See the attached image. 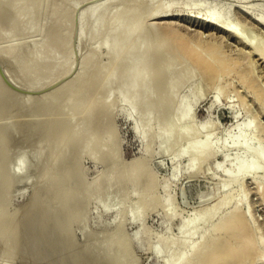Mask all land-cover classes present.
Wrapping results in <instances>:
<instances>
[{
	"label": "rangeland",
	"instance_id": "374dc122",
	"mask_svg": "<svg viewBox=\"0 0 264 264\" xmlns=\"http://www.w3.org/2000/svg\"><path fill=\"white\" fill-rule=\"evenodd\" d=\"M40 1L43 4H50L54 2L56 6L55 8L58 12H62L66 7V0ZM118 1L119 0L71 1V3L69 4L70 6L66 7L65 13L63 15V17L68 19V25L65 30L66 37H68L66 48H63L64 45H62V41H58L56 43L48 44L49 51L41 52L43 53L41 54L42 56H47L49 57L48 59H52L51 57L54 53H60L65 50V52L68 54L69 61L66 65L59 63H57V65L55 63L46 64L43 72L45 77H47L48 79L46 78L42 83H40L39 85H35L30 89L29 86H25V81H22L23 78L19 76L20 74H18L17 69L18 64L15 61L14 57L15 55H28L30 53V46L28 45L29 41L34 43L36 41V38H39V35H37V32L27 33L25 31L26 33L23 32V34L27 35L23 36V34L20 35L22 32L21 30L14 32L15 34H12V37L14 38L17 36L16 40L14 38H11V35L8 36L7 39V34L9 35L10 31L8 29L7 33L8 27L6 26L7 28H5L3 27L4 25L0 23V30L3 27L2 31L0 32V45L2 44V48L0 46V49L2 50V52H0V83L5 85L6 89L8 88L7 91H10L9 93L7 92L9 97L16 94L18 98H15L16 95L14 97L12 96L10 99H13V101H8V105L6 107H10V105L11 107L13 106V108L11 109L15 112L22 106L21 108H23V111L25 112V106L28 111L25 112L24 116V112L21 111L22 109H19V112H23L22 117L18 116L21 115V112L19 113L17 111L18 113L16 112V114L18 115L16 116L14 112H11L12 110L9 112L11 114L13 113V115L11 116H9V113H7V116L6 113L0 115V123L2 125L4 122H6L5 124H7V121L8 124H12L15 118H17L18 120L16 119V123L14 122V124L22 125L15 126L13 124L17 130L18 128H20V130H15V132L13 130V133H11L12 135L16 133V136L20 133V136H17L19 139L15 138V134L12 136L10 133V136H6V139H8H5L6 141L10 140L6 142V144L8 143L6 145L8 147L7 150L9 149L7 151L8 156L10 155L9 157H16H14V159H11L12 157H8L9 159L0 158L1 162L3 161L2 165H0V196H2L3 188L9 185L8 196L11 197L8 202H5L6 200L4 196L0 197V230L8 226L11 228V230L13 229V231H15L14 229H16L17 231L18 229L19 231L21 230L20 234H18L19 231H15V234H8L10 237L17 239L16 241H14V239L13 242L12 238L10 239L13 244L9 241L10 237L8 235H6V237H0V259H2L3 262L1 263L0 260V264H5L6 260L7 262H10H6V264H12V262L16 264H26L25 262H27V264H50V261L51 263L54 262L56 264H73L74 262L77 264H86L85 262L87 259L89 261H87V264H93V262L95 261H97V263L99 262L100 264H108V259H105L104 262L100 260L103 257L107 258L106 254L123 256L125 264H168L170 260H174L181 252H188L190 250V244L195 241H200L202 237V228L196 231L193 235L189 234L191 224L188 225L187 231H183V217L190 216L191 213L194 215L197 209L199 210L201 209V207L203 208L206 205H210L211 203L216 202L219 199L220 194L222 193L226 196H231L232 200L221 209L220 213L215 215L213 219L207 223L206 226H209L208 231L210 232L211 236L216 237L218 240H220L223 236L222 231L214 229L213 223L219 220L220 214L227 210H231V208L234 206V203L236 201H239L240 212H245V214L247 213L250 218L248 228L246 229L248 232L244 233V236L247 233H252V236L256 238L258 245L255 248L256 250L254 249L256 251H254L255 253L253 252L249 255L248 253H245L246 255L244 254V257H242L240 260H236L233 261V263L231 262L228 264H264V163H261V167L257 170L256 173L246 175L240 180H230V172H234L236 168L234 159H244L246 163H248L254 158L252 155V151L244 147L242 145L243 143L250 142L252 150H257L264 153V59L260 57V55H258V53H256V51H254L253 48L250 47V45L244 43V40H238L237 37L233 36V34L228 32L227 30L224 29V31L222 28H217V26L202 23L203 20L209 17L208 9L214 8L220 12V15L224 19H227V16L229 15V18L232 20V22L236 21V23H239V25L243 27L246 33L250 32L251 35L254 34L253 36L257 37L261 45L264 46V0H174V4L172 5L170 10V15L164 17L147 18L145 23L146 31L140 36V39L146 38L147 36L153 37L152 34L149 33V28L153 25L156 31H158L157 33L160 37L161 32L159 29H162L163 25L167 23L173 25L175 23L174 25L184 33L180 34L191 37V39L195 40L198 47L203 50H206L209 46L208 42L210 43V45H213V42L216 41L215 43L220 45V49L222 50V55L225 58L226 64L224 65V67L218 64L219 66L216 71L208 72L205 71L199 64L192 62V60L185 57L183 59V61H185L180 64L181 69H179L180 71L187 70L188 72H190V74L192 73V76L183 85H181L179 89H177L178 91H176V99H178L176 100V102L178 103L176 108L172 111H169L170 109L168 110L165 107L161 112H157L151 122L150 130L146 132L144 137H141L135 131L134 124L135 122L147 123L149 119L148 113L143 110L138 111L130 109L128 101L121 95L115 94V111L113 116L110 118L104 116L106 112L105 102L108 96L105 90L103 92L97 93V89H103V81L106 78L107 71L101 72L96 77V80L89 86L87 91L80 98H77L74 101L75 104H86L91 102L97 96L100 102H102V104L97 109L93 110V112L96 117H103H101L99 121L95 120L92 122V127L94 128L92 129L93 131L97 133L99 132L100 134H103L108 138L107 149L110 151L111 155L110 153L107 154L108 157L104 153L103 154L105 156H103V154H99L98 156L96 155L97 157L92 155H85L83 159L82 169L80 170H82L83 177L85 178H83L84 181H93V179L98 176L100 178L102 177L103 179H98V185L93 186L89 191L91 197L89 199H85L83 204L78 205V208H76L75 212H73L75 221L68 228V232H70L71 238H69V235L61 236L65 238L64 241L69 238V240L65 241L66 243L63 241V238H61L56 232V235H54L55 233L53 234L52 226V229L50 228V231L47 227L48 233H46L47 228L44 227L45 231L43 230V228L42 231L46 234H38L37 230L39 229L40 231L41 229L39 228V226H41V224L45 223L44 221L47 220L42 218L45 214L41 210L35 209V211H32L30 209L29 211V207L33 209V207L31 206V202L33 201L32 199H34L33 195H37L35 193H38L39 188H41L40 190L45 192V190L52 187L50 186L51 183L49 181L44 179H42V181L40 180L44 177H42V174L47 172V174L51 173L54 175H61L64 167L67 165L70 168V171L68 173L70 178L74 181H80L79 174L81 173V171H79L78 167L75 164V159L72 157L62 158L60 161H54L52 160V158H48L49 155H51L50 152H52V150H55V152H57L59 149L58 147H55L54 149V147L52 146V140L48 141L51 143L50 147L45 144L46 142H42V139L44 138L43 121L45 122L46 116H41V118L39 114L37 116L36 114L40 112V105L42 106L44 103H46V101H48V98L46 99L45 97H48L50 95V92L51 95H53V90L54 94L59 93L60 91H62V88L65 87V85L72 84V87H75L80 84L79 74L83 71V60L85 56L93 54L96 55V61L91 66L93 72L98 71V68L108 63V48L105 45H98L96 39H92L91 37H89L90 33L88 32V26L85 34H81L82 24L84 21L82 12L89 6L96 7L94 13L90 17V20L88 22L89 24L96 21L99 18L100 14L106 8L114 7ZM153 7V2L149 0H143L135 18L143 14L147 9ZM46 14H48V12ZM17 19L18 24H22L20 18ZM61 19L62 18L56 20L55 25H58L61 22ZM131 19L132 18H130V20ZM186 32L190 34H186ZM31 33H34L36 35L32 37L33 34ZM110 37H114V35ZM5 38L8 40V42L5 41ZM9 38H11L12 41H9ZM214 39L217 40L214 41ZM24 40L28 42V46L26 45V42H24L25 44L23 43L20 50H16L15 52L11 51L17 42L22 43V41ZM211 41H213V44H211ZM5 42H7V44ZM11 42H13L14 44L12 43V45ZM5 44L7 45V47ZM164 44L169 49L174 50L172 42L166 40ZM24 45L26 46L24 47ZM150 55L151 53L149 54V56ZM171 55L175 56L178 54L177 52H172ZM124 69L125 67L122 66L120 69H118L117 73L122 74V72H124ZM150 70L153 74L157 71L156 67H152L150 68ZM148 83L155 90L153 103L156 104L158 103L162 95L160 92L162 91V84L158 81V79H151ZM145 85L146 84H143V86L141 87L138 98L136 99V102L138 103L142 101V93ZM58 86L60 87L59 89ZM110 86L113 91L116 90V88L119 86V81L111 82ZM55 88L60 91L57 92ZM198 88L200 89V93L196 92ZM46 94L48 95L46 96ZM22 95L24 96V98L22 97ZM40 97L43 98V100ZM26 98H30V100L28 99L26 101L28 105H26L25 102ZM19 99L20 101H17ZM30 101L34 104L37 101L35 104V106H37L34 107H38V110L34 109V104H29ZM43 101L44 103L40 104ZM15 103H18V105ZM23 103L25 104L22 105ZM30 106H32L33 108L31 109ZM14 107H16V110L14 109ZM34 110H37L36 114H34ZM31 113L33 114L31 115ZM77 115L80 116L78 117ZM77 115L75 119L81 120L83 115ZM8 117H13V119L11 118L12 122L11 119H8ZM1 118H4V120ZM37 118L41 119L38 120ZM162 118H166L168 121L177 123V128L175 129V132H177V134L180 132L182 127L189 126L192 133L199 131L198 139H204L207 136L210 137L218 153L212 154L210 157H208L204 164L202 163L205 168L204 171L203 169L194 166L192 155L183 153L184 149H186L192 142L196 141L195 139L193 140L191 136H186L178 144H174L171 141L161 144V141L159 137L156 136V134L162 127L160 126V119ZM19 119L21 120V123L24 120L23 122H26L25 124H27L28 126L21 123L18 124L20 122ZM34 119L35 121H37L35 122ZM40 120L42 121V123H40ZM29 121H31L34 125L40 123V126H38L39 124L37 126H34ZM208 121L210 122V124L206 129L204 128V124ZM234 122H241L240 124H243V130L238 131L239 128L229 130L228 127ZM13 125L11 126L13 129H15ZM42 128L43 133H41ZM22 129L23 131H21ZM30 129L36 130V135H39V133H41L39 137L43 136L41 137L42 139L40 138V140L39 137L38 139H36L37 137H35V132L33 134V130L31 132ZM24 130H27L28 133L30 131L35 140L34 138L30 137L31 134H28L27 131ZM23 132L27 135H22L21 133ZM234 137L239 138V143L241 145L233 143ZM13 138L15 142L13 141ZM39 140L41 143H38ZM148 143L150 144L149 149L147 148ZM37 144L40 146L37 147ZM9 151H11L12 154ZM115 151H121L122 157L120 156L119 159L116 158V160L112 158V160L116 161L114 165L112 163L113 161L109 157H114ZM46 153L50 154L46 155ZM18 156L21 157V159L24 158L25 161L26 159L28 161V163L25 162V164L27 163L28 165H26L27 167L24 168L28 170H25L26 172L24 171L25 174L21 172L22 175L24 174L26 178H23L24 180H22L21 177L24 176L18 174L16 175L17 178L15 176L12 177V181L10 184L8 182L6 184V180H9V163L11 160H17ZM102 156L104 157V161L101 158ZM105 157L110 160L108 161L109 164L108 162L106 163L107 158L105 161ZM135 157L146 158L147 161L146 165L144 164V167L146 166L145 172L132 176V170H130L131 167H129L131 164H128V161L130 160L131 162ZM19 159L20 158H18V160ZM222 159H224V162L221 169L217 168L218 162ZM122 160L125 161L123 162ZM119 162H121L122 164L126 162L127 164H125L128 167L126 165L122 166V164ZM111 163L112 165H114L112 170V167L110 166ZM106 170H108V172ZM105 171L106 174L104 173ZM104 175L106 176L103 177ZM19 176H21L20 178L22 181H20ZM111 178L119 179L120 181L114 187H111L113 183L112 180H114ZM22 182L24 184H21ZM228 182L229 185L222 186V189L219 188V184H225ZM37 184H40L39 186L41 187H38ZM18 185L19 188L17 187ZM10 188L14 191H11L13 194H10ZM17 188L20 191H18ZM112 188L115 191L112 190ZM142 188L147 189L146 201H143L139 198L138 190ZM40 190L39 192L42 193V191ZM76 192L78 191L76 190ZM52 196L49 195L48 197L47 195V197L44 199L46 201H43L44 206H46L44 203L46 202L47 204H49L48 202L50 200L51 203L55 202V199H53L55 197ZM122 198L124 201L123 205L126 209H131L133 205L142 206V208L145 210V212H143L144 217L142 220L133 218L126 210V214L124 217H121V215H119L121 213L119 202H121ZM168 202H171L172 205L176 208V211L178 212H176V215L167 213V210L165 209L163 204ZM28 203L30 206H27ZM106 203L110 204L108 205ZM18 211L21 218L24 217H22V215L26 214L29 216L34 215L31 217V221H33L32 223H38V225H36V227H38L36 228L30 220H28L29 223H27V219H30L28 218L29 216L27 218H23L27 225L25 222L23 223V220L22 222H20V225H23V228L22 226L18 227L19 224H17V222L15 223L9 221L12 213L15 212L14 214L19 215ZM30 212L35 213L31 214ZM36 212H42L43 214H39L43 216L39 214L38 216ZM7 216L10 217L8 218ZM35 218H40V221L39 219H37L38 221H35ZM41 218L43 222H41ZM28 224H31V227L34 225V228L32 227L33 229L30 228L33 231H31L30 229V231L28 230V228L30 227ZM35 228L36 231L34 232ZM26 230H28V234H30V236L32 235V237H29V235L22 232H26ZM42 231L40 232L42 233ZM34 234H38L36 235V238H34H38V241L31 240L33 236L35 237ZM17 235L23 240L18 241L19 238H17ZM20 235H24L27 237H21ZM86 235L88 238L86 237ZM52 236H56V238L54 237L52 239ZM244 236L238 238L237 241L240 242L245 238ZM41 237L43 239H41ZM45 237H47V239H45ZM48 237L53 241V243ZM28 238H30V241H35L34 245H32L34 246V248L30 245L32 249L31 252V249H29L30 247H26L29 246L27 244H32L30 243V241L28 242ZM24 239L27 240L24 241ZM39 239L42 242H40ZM57 239L58 242L56 243ZM61 239L63 242L59 241ZM86 239H92V241H87ZM43 240H46V242H44ZM70 240H72L71 245L69 244ZM60 242H62L63 244H59V248L57 251L59 255H57L55 254L56 252H54V250L56 249L55 247L58 246L57 244ZM87 242H89L88 245H90L88 249H86ZM16 243L18 245L20 243L21 245L25 243V248L27 250L25 248H22L21 245L16 246ZM45 243L48 245H46L47 248H45ZM6 244L9 245L10 250L12 249L11 254L14 253L13 255L8 256V254H10V250L6 246ZM68 245H70V247ZM60 246L63 247L62 249L67 250H63V252L66 254L61 251L62 249L60 248ZM17 247H21L22 250L19 248L21 252ZM49 247L53 250L54 254H52L53 252ZM71 247H77L75 248L77 255L78 253L82 252V249L80 247H84V249L91 251H87L86 256H89L91 253L93 254V256L91 254L90 257L87 256L86 258V251L83 249L84 252L82 253H84L83 255L85 257H82V253H80V255L76 256V258L78 257V259H80L81 261L79 263V260L77 259L78 262H76V258L73 256L76 253L73 252L74 254L71 255V251L73 250ZM16 248L20 253L18 256H16L18 254V252L15 251ZM24 249L30 254L29 258L27 257L28 254L26 255V253H23L25 252ZM34 249L35 251H33ZM36 249H38V251L40 252H38ZM46 249L49 251L51 250V253ZM77 249L79 250V252ZM93 249L99 251H97V256H99V258L101 257V255H105L99 259L95 255L96 251ZM68 250H71L69 252L70 254L68 253ZM6 251L8 252V254ZM42 251H44V254ZM2 252H4V257H1L3 256ZM32 252L33 255L36 253V258L38 257L37 260L39 259V256H41L42 258L40 257L41 259L36 261V258L33 259L34 256L31 255ZM46 252L52 255L50 256L48 253L46 254ZM60 252L62 253L60 254ZM67 253L69 254L68 256L72 259L74 257V262L71 261L72 259L70 260L69 257H67L69 262L65 260L66 256H63V254L67 255ZM99 253L101 255H99ZM21 254H23L24 257L20 258V256H22ZM14 255L15 257H13ZM44 255L47 257V259L49 258V261H47V259L45 258L46 262L42 263L41 261H45ZM48 255L52 257L54 261ZM62 256L65 259H63ZM9 257L11 258L9 259ZM56 257H58V263L56 261ZM95 257L97 258V260H93ZM22 258H24L25 260ZM15 259H17L18 261ZM59 259H63L64 263L61 260L59 261ZM82 259L84 261H82ZM90 259H92V261ZM98 260H100L101 262ZM65 261H67L68 263H66ZM70 261L73 263H71ZM97 263L95 262V264Z\"/></svg>",
	"mask_w": 264,
	"mask_h": 264
},
{
	"label": "bare ground",
	"instance_id": "6f19581e",
	"mask_svg": "<svg viewBox=\"0 0 264 264\" xmlns=\"http://www.w3.org/2000/svg\"><path fill=\"white\" fill-rule=\"evenodd\" d=\"M71 1H74V0H66V7L70 6L69 4L71 3ZM149 1L154 3V7L147 9L143 14H141L140 16H138L136 18H135V16L137 15L138 9H139L140 5L142 4L143 0H119L114 7L106 8L100 14L99 18L96 21L91 22L89 24H88V22L90 20V17L94 13L96 7L95 6H89L85 10H83L82 14L84 17V19H83L84 21L82 24L81 34L82 35L85 34V32L87 30V26H88V32L90 33L89 37H91L92 39H96V42L98 43V45H105L108 48V51H109L108 63L105 64L104 66L98 68V71L93 72L91 66L96 61L95 60L96 55L93 54V55L85 56L84 60H83V64H84L83 71L79 74L80 84L78 86L72 87V84H68V85H65V87H63L64 89L62 88V91L57 90L55 88V90H57V92L58 91H60V92L54 94V90H53L52 91L53 95H51V92H50L49 93L50 95L48 97H45L46 99L48 98V101H46V103H44V101L46 100L45 99L43 102L40 103V104H42V103H44V104L42 106L40 105L41 109H39L40 110V112L38 111L39 113H37L38 107L35 108L37 106V105L35 106L37 101L34 104L33 103L34 101L31 99L33 102L30 101V103H29L30 105L34 104L33 105V107L35 106L34 109H37L36 111L34 110L35 113L33 112L34 114L37 113L36 116L38 114L40 115V117L44 116V115L46 116V118L44 117L46 119L45 122L43 121L44 138L43 139L41 138L43 136L39 137V135L41 133H43V128H42V132L40 131L41 133H39V135H36V130L32 129L33 134L35 132V135H36V136L35 135L34 136L37 137L36 139H38V137H39V139L41 138L42 142L43 141L46 142L45 144H47L48 147H50V145H51V143L48 141L52 140L53 141L52 146L54 147V149H55V147H58V149H59L58 150L56 148L58 150L57 152H55V150H52V152L53 151L54 152L53 153L50 152L51 155H49L50 153L49 154L46 153V155H49L48 158H52V160H54V161H60L62 158L72 157L75 159V164L78 167L79 171H81V173L79 174L80 181L79 180L74 181L70 178V176L68 175L70 168L67 165L64 167L61 175H54L51 173L47 174V172L42 174V177L43 176L44 177L41 178L40 180L42 181V179H44V180L49 181L51 183L50 186H52V187L49 186L50 188L48 187L49 189L45 190V192H43L42 190H40L41 188H39V190L42 191V193H40L38 190V193H35L37 195H33L34 199H32L33 201L31 202V206L33 207V209L31 207H29V211H30V209L32 211L33 210L35 211V209H38V210H41L45 214L44 215L45 218H44L43 215L39 214L42 212H39V213H37L38 211L36 212L37 215L39 214V215L43 216L42 217L43 219L47 220V221H44L45 223H43V224H41V226H39V228H41L40 231H42V228L44 230V227H46V228L48 227L49 231H50V228L52 226L53 234L56 232L60 237L63 235H65V236L69 235V238H71L70 232H68V228L75 221V219H74L75 216L73 215V212H75L76 208H78V205L83 204L85 199H89L91 197L89 191L91 190V188L93 186L98 185V183H99L98 182L99 181L98 179L100 178L99 176L96 177L95 179H93V181H90V180H89V182L84 181L85 178L83 177L82 170H80V169H82L83 159H84L85 155H89V156H91V155L96 156L97 155L98 156L99 154L102 155L104 153L108 157L107 154L110 153V151L107 149L108 138L105 137L103 134H100L99 132L97 133V132L93 131L94 128L92 127L93 121H95V120L99 121V119H101V117H103V116H97L96 117V115L93 112V110L97 109L102 104V102H100V100L97 96L91 102L86 103V104H79V103L75 104L74 100H76L77 98H80L87 91L89 86L96 80V77L101 72L107 71L106 78L103 81L104 82V84L102 86L103 89L102 88L97 89V91H98L97 93L103 92L105 90V92L107 93V96H108L106 99V102H105L106 112H105L104 116L108 117V118L113 116L114 111H115L114 110L115 109L114 108L115 107L114 106L115 105V94L121 95L122 97H124L128 101V103L130 105V107H129L130 109L138 110V111L143 110L146 113H148L149 119H148L147 123L135 122V124H134L135 131L141 137H144L146 132H148L150 130L151 122L154 119V115L157 112H159V111L161 112L165 107L168 110L170 109L169 111H172L176 108L177 103H178V102H176V100L178 99V98L176 99V97H177L176 91H178L177 89H179V87L181 85H183L192 76V73L190 74V72H188L187 70L186 71L185 70L180 71V69H181L180 64H182L185 61V60L183 61V59L185 57L192 60V62L199 64L205 71H208V72L216 71L218 66H219L218 64L222 65V67H224V65L226 64L225 58L222 55V50L220 49V45L215 43L216 42L215 40H217V39H214L215 42L211 41V44L214 43L213 45H210V43L208 42L209 46L208 47L205 46V47H207V49L203 50L200 47H198L195 40L191 39V37L182 35L184 33L181 32L174 25L175 23L173 24L174 27L172 24H169V23L163 25L162 29H159L161 32L160 37L157 33L158 31H156V29L153 25L149 28L150 29L149 33H151L153 37L147 36L146 38L140 39V36L146 31L145 23H146L147 18H149V17H164V16L170 15L171 14V12H170L171 7L174 4V0H165V1L149 0ZM55 7L56 6H55L54 2L50 3V4H43V3H41L40 0H0V23L4 25L3 27H5V28L8 27L7 33H8V29L10 31L9 35L7 34V39H8V36H10V35H11V38H14V37H12L13 36L12 34H15L14 32L21 31V30H22V32L20 35H22L23 32H25V31L27 33H30V32L36 33L37 32L38 33L37 35H39V38H36V41L34 43L29 41V43H31V44H29L25 40L22 41V43L15 41V42H17L15 44V46L12 48V50L10 48V50L12 52H15L16 50H20L22 48V45L24 42H26V45L28 43V45L30 46V53L28 55H26V56L15 55V57H14L15 61L18 64L17 65L18 74H20L19 76H21L23 78L22 81H25V83H26L25 86L26 85L29 86V89L35 85H39L40 83H42L47 78V77H45L44 72H43V69H44L46 64L55 63L57 65V63H59V64L66 65L67 62L69 61L68 60V58H69L68 54L65 52L64 49H63L64 51H62L60 53H54L51 57L52 59H48L49 57L41 55V54H43L41 52L49 51V48H48L49 43H56L58 41H62L61 43H62V45H64L63 48H66V46H67V42H68L67 38L68 37H66L65 30H66V27L68 25V19L63 17L65 10H66V7H65V10L63 9L62 12H58ZM47 12H48V14H46ZM208 12H209L208 13L209 17L206 18L205 20H203L202 23L214 25V26H217V28L219 27V28H222L223 30L224 29L227 30L228 32L233 34V36L237 37L238 40L239 39H241L242 41L244 40L245 41L244 43H247V45H250V47H252L253 50L256 51V53H258V55H260V57H262L264 59V46L261 45V43L257 37L253 36L254 34L251 35L250 32L246 33L244 31L243 27L239 25V23H236V21L232 22V20L229 18L230 16L228 14H227L228 15L227 19H224L220 15V12L214 8H209ZM17 18H20L22 24H18ZM59 18H62L61 22L58 25H55L56 20H58ZM130 18H132V19L130 20ZM186 19H188V18H186ZM3 27L1 28L0 32L2 31ZM34 33H31V34H33L32 37H34V35H36ZM180 33H182V34H180ZM18 34H19V32H18ZM186 34H190V33L186 32ZM24 35H27V34H23V36ZM113 35H114V37H110ZM14 36H16V35H14ZM11 38H9V41L10 40L12 41ZM16 38H17V36L14 39L16 40ZM7 39L5 38V41L8 42ZM31 40H34V39H31ZM166 40L172 42L175 51L172 49H169L168 47L165 46L164 43ZM7 42H5V43L7 44ZM12 43L13 42H11V44ZM26 45H24V47ZM6 47H7V45H6ZM1 48H2V46H1ZM8 48H9V46H8ZM0 52H2V50ZM172 52L173 53L177 52L178 55L172 56L171 55ZM150 53H151V55L149 56ZM122 66L125 67L124 72H122V74H118L117 73L118 69H120ZM152 67H156V69H157V71L154 74L150 70V68H152ZM222 67H220V68H222ZM182 68H183V65H182ZM151 79H158V81L161 82V84H162V91H160L162 95H161L160 100L156 104L153 103V101H154L153 96H154L155 90L148 83L149 80H151ZM113 81H119V86L114 91L111 89V86H110V83ZM46 82H48V81H46ZM44 84H45V82H44ZM143 84H146V85L144 86V89H143L142 101L140 103H138V102H136V99L138 98V94H139ZM38 87H40V86H38ZM59 88L60 87L58 86V89ZM7 89H6L5 85L0 83V115H2L3 113L4 114L6 113V116L8 115L7 113H9L12 110L11 108H13V106L11 107V105H10V107L9 106L6 107L8 105L7 102L11 101V100L13 101V99H10V98L12 96L14 97L16 95V94H14V95L9 97L8 93L10 91L9 90L7 91ZM196 92L200 93V89L198 88L196 90ZM47 95L48 94H46V96ZM40 96H42V95H40ZM22 97L24 98L23 95H22ZM15 98H17V95ZM30 98H33V97H30ZM30 98H28V99L30 100ZM28 99L26 98L25 102ZM41 99L43 100V98H41ZM40 100H38V101H40ZM17 101H20V99ZM15 104L18 105V103H15ZM20 104H21V102H20ZM24 104L25 103H23L22 105H24ZM26 105H28L27 102H26ZM19 106H17V107H19ZM21 107L19 109L20 110L22 109L21 111H23V108H21ZM27 107H29V106H27ZM30 107H31V109L33 108L32 106H30ZM5 108L6 109L8 108V109L6 110ZM14 109L16 110V107H14ZM19 109H17V111ZM24 109L27 111V108L25 106H24ZM5 110H6V112H5ZM17 111L14 112L12 110L11 112H14V114H16ZM31 111H33V110H31ZM23 112H21V115L16 114V116L18 115L19 117L20 116L22 117ZM25 112H24V116H25ZM33 113H31V115ZM28 114H30V113H28ZM77 114L83 115V116L81 115L82 116V119L80 118L81 120L75 119V117L80 116ZM11 115H13V113L12 114L9 113V116H11ZM16 116H14V117H16ZM2 117H5V116H2ZM11 118L13 119V117H11ZM11 118L8 117V119H11ZM41 118H39V119H41ZM1 119L4 120V118H1ZM12 119H11V122H12ZM16 119L17 118H15L13 120L12 124L11 123L8 124V121H7V124H5L6 122H4L3 125L0 123V136H1L0 137V158H8L10 156V155L8 156L7 151L9 149L7 150L8 147L6 146L8 144V143L6 144V142H8L10 140L6 141L8 139V138L6 139V136L9 135V133L10 134L13 133L12 132L13 130H14V132H15V130L16 131L20 130V128H18V130H17L15 127V126H22V125L14 124ZM42 120H44V119H42ZM23 121L21 123V120H20V122L18 124H20V123L25 124L26 122L24 123ZM34 121H35V119H34ZM29 122L31 124H33L31 121H29ZM208 122L204 124V128H206V129L209 127V124H210V122L209 123ZM37 123H35V124H37ZM40 123H42V121ZM40 123H38L39 125L38 124L37 125L40 126ZM160 123H161L160 126H162V127L159 129L156 136L159 137L161 144H164L168 141H171L174 144H178L180 141H182L188 135L191 136V138L193 140L194 139L196 140L195 142H192L186 149H184L183 153L192 155L193 160H194V166H197L200 169H203V171L205 170V168L202 165V163L204 164V162L212 154L218 153L217 150L215 149L214 143L211 141L209 136H207L204 139H198V136H199L198 132L199 131L192 133L189 126L182 127L180 132L177 134V132H175V129L177 128V123L168 121L166 118L160 119ZM240 123H237V122L232 123L228 127L229 130H234V128H239L238 131H242L243 130V124H240ZM11 125H13L15 129H13ZM25 125H27V124H25ZM37 125H34V126H37ZM23 129L21 131H23ZM32 130L30 129L31 132H32ZM39 130H40V128H39ZM24 131H27V130H24ZM30 131H29V133L27 131V133L31 134ZM14 134L16 136V133H14ZM21 134L25 135L26 133L23 132ZM18 135L20 136V133ZM17 136L15 137L16 139L19 137V136L18 137ZM28 136H30V135H28ZM30 137L34 138L32 136V134ZM9 139H10V137H9ZM34 140H35V138H34ZM40 140H39V142L38 141L37 142L41 143ZM13 141L15 142L14 138H13ZM13 141H11V142H13ZM233 143L241 145L239 143L238 137H234ZM10 145H8V146H10ZM242 145L244 147H246L248 150L252 151V155L254 158L252 161H250L248 163H246V161L244 159H241V160L234 159L236 168H235L234 172H230V177H231L230 180L231 181L232 180H240L246 175H251V174L256 173L257 170L260 169L261 163H264V153H262L261 151L252 150L250 142H245ZM39 146L40 145H38L37 147H39ZM147 148L148 149L150 148L149 143L147 144ZM9 152L11 153V151H9ZM100 152H102V153H100ZM121 153H122L121 151H115V153H114L115 158L113 156H110L111 155V153H110L109 158H111V160H112V158L115 160H116V158L119 159L120 156L122 157ZM104 154H103V156H105ZM103 156L101 157L102 159L104 158ZM11 157H9V158L14 159V157H16V156H11ZM107 157H105V161H106ZM142 157H145V156H142ZM142 157H139V158L135 157L132 159L131 162H130V160L128 161V164H131L129 167H131L130 170H132V173H131L132 176H135L136 174H142L143 172H145L146 166L144 167V164L146 165L147 160H146V158H142ZM18 158H20V159L18 160ZM18 158H17V160H11L10 159L11 161L9 163V178H8L9 180H6V184H7V182L9 184L11 183L12 177H14V176L16 177V175H18V174L22 175V173L25 174V172L28 170V169H24L25 167H27L26 165H28L27 159L25 158L26 159V161H25L24 158L21 159V157H19V156H18ZM115 160H112L113 161L112 163L114 165L116 162ZM14 161H17V162H14ZM103 161H104V159H103ZM108 161H110V160H108V158H107L106 163ZM2 162L0 160V165H2ZM25 162H27V163L25 164ZM121 162H119V163H121ZM223 162H224V159L219 161L217 164V168L221 169ZM112 163L110 164V166L112 167L111 170L114 167V165H112ZM125 163L124 164L121 163L122 166L127 164V163L126 164ZM108 164H109V162H108ZM110 166H109V168H110ZM106 171L108 172V170H106ZM106 171L104 172L105 174H106ZM24 174L22 175L24 177L19 176V178L21 177L22 180H24L23 178H26ZM109 174H110V172H109ZM105 176L106 175H104L103 177H105ZM21 178H20V181H22ZM111 179H114V178H111ZM101 180H100V182H101ZM112 181H113V183H112L111 187H114L120 180L114 179ZM52 183H53V185H52ZM21 184H24V183L22 182ZM39 185L40 184H37L38 187H41ZM227 185H229V182L225 183V184H219V188L222 189L223 188L222 186H227ZM8 186H5L3 188V192H2V196H4L5 200H6L5 202H8L9 199L11 198L8 196L9 195L8 194V192H9ZM17 187L19 188V185ZM35 190H37V189H35ZM76 190L78 192H76ZM112 190H114V189L112 188ZM11 191L14 192L10 188V194H13ZM18 191H20V190L18 189ZM138 191H139V198L143 201H146L147 189L142 188V189H139ZM47 195H48V197H49V195H51V196L53 195L52 197H55V198H53V199H55V202L51 203L50 202L51 200L49 199L50 200L48 202L49 204H47L45 202L44 204L46 206H44L43 201H46L44 199L47 197ZM2 196H0V197H2ZM73 196H74V199H73ZM30 198H32V197H30ZM231 200H232L231 196H226L225 194L222 193V194H220V197L216 202L211 203V204L209 203L210 205H206L203 208L201 207V209H199V210L197 209V211L194 215L191 213L190 216L183 217V219H182L183 231H187L188 225L191 224V229L189 230V234L193 235L196 231H198L200 228H202V230H201L202 231V237H201L200 241H195V242H192L190 244V250L188 252H186V251L181 252L172 261L169 259L170 262L168 264H228L231 262L233 263V261L240 260L242 257H244L243 255L245 253H248V255H249V254H252L256 250L255 248L258 244H257L256 238L252 236V233L251 234L247 233L244 236V233L248 232L246 229L248 228L250 218L247 215V213L245 214V212L244 213L240 212L239 201H236L234 203V206L231 208V210H227V211L223 212L222 214H220L219 220L217 222L213 223L214 229L222 231L223 236L220 240H218L216 237L211 236L210 232L208 231L209 226H206L207 223L209 221H211L215 215L220 213L221 209L227 203H229ZM29 203H30V200H29ZM29 203L27 204V206H30ZM119 203H120L119 206H120V212H121L119 215H121V217H124L126 214V211H128V213L133 218L138 219V220L143 219V217H144L143 212H145V210L142 208V206L133 205V207L131 209L130 208L126 209L123 205V203H124L123 198H122L121 202H119ZM68 204H70V205H68ZM106 204H108V203H106ZM163 206L167 210L168 214L176 215V212H177L176 208L172 205L171 202L164 203ZM23 208H24V206H23ZM20 210H21V208H20ZM194 210H195V208H194ZM27 211H28V208H27ZM25 212H26V209H25ZM14 213L11 214L12 216L10 215L11 217L7 216L8 218L9 217L11 218V219L9 218V221L15 222V223L17 222V224H19L18 227L22 226V228H23V225H20L21 224L20 222H22L23 218H25V217L27 218L29 215H27L25 213L27 216L22 215V217L23 216L24 217L21 218L19 211H18L19 215L14 214ZM33 213H35V212H33ZM33 213H31V214H33ZM37 215H36V217H37ZM32 216H34V215L29 216L28 218H30V219H27V221L28 220L31 221ZM117 217H119V216H117ZM42 218H41V222H43ZM35 219H36L35 221H38L37 219H39V221H40V218H35ZM24 222L25 221L23 220V223ZM32 222L33 221H31V223ZM27 223H29V221ZM27 223H26V225H27ZM32 224H34L35 227H36V225H38V223L37 224L32 223ZM28 225L30 226L28 228V230L34 226L33 225L31 227V224H28ZM45 225H47V226H45ZM49 225H50V227H49ZM211 225H212V223H211ZM26 227H28V226H26ZM36 228L34 229V232L36 231ZM48 228L46 229V233H48L47 232ZM32 229H30V230L33 231ZM14 230L16 232L19 231V229H18V231L16 229H14ZM28 230H26V232L25 231H22V232L29 235V237H32V235L30 236V234H28L29 233V232H27ZM15 231H13V229L11 230V228L8 226V227L0 230V237H6V235H8L9 233L15 234ZM20 231L18 232V234L21 233ZM37 231H38V234H41V235L45 233L43 231L41 233L39 231V229ZM51 233H52V230H51ZM56 233L54 235H56ZM38 234H36V235H38ZM36 235H35V237L33 236V238L31 240L38 241L37 240L38 238L34 239V238H36ZM20 236L23 237L24 235L23 236L20 235ZM40 236H39V238H40ZM50 236H51V234H50ZM243 236L245 237L244 239H242L240 242L237 241L238 238L243 237ZM24 237H27V236H24ZM54 237L56 238V236H52V239ZM86 237H87V235H86ZM11 238L12 237L9 238L10 242H11V240H10ZM17 238H19V236ZM61 238H63V237H61ZM69 238L66 239L65 241L69 240ZM29 239L30 238H28V242L30 241ZM41 239H43V238L41 237ZM45 239H47V237H45ZM64 239L65 238H63V241H64ZM13 240L16 241L17 239L12 238V242H13ZM20 240L22 241L23 239L19 238L18 241H20ZM25 240H27V239H24V241ZM39 241H40V239H39ZM59 241H62V239ZM71 241L72 240H70V242H69L70 245H71ZM89 241H92V239H90ZM34 242L35 241H30V243H32V244H27L29 246H26L25 243L22 245H21V243L19 245L16 243L17 244L16 246L21 245L22 248H25V246L27 248H29L30 245L31 246L34 245ZM40 242H42V241H40ZM44 242H46V240ZM57 242H58V239L56 240V243ZM62 242L58 243L57 244L58 246L55 247L57 250L55 249L56 251L54 250V252H56L55 254H57V255H59V253H57L58 248H59V244H61ZM83 242H85V241H83ZM52 243H53V241H52ZM65 243H64V245H65ZM88 243L89 242H87V246H86L87 248L86 249H88L90 246V245H88ZM54 244H55V242H54ZM46 245L47 244L45 243V248H47ZM70 245H68V246L70 247ZM6 246L9 248V245L6 244ZM61 246H60V248L62 249L63 247H61ZM32 247L34 248V246H32ZM37 247H35V248H37ZM41 247H44V246H41ZM17 248L15 251H17ZM19 248L21 249V247H19ZM19 248H18V250H19ZM45 248H42V249H45ZM71 248L73 249V250L71 249L72 251L70 250L72 252L71 255H73L74 253H76L75 248H77V247H75V248L71 247ZM80 248L82 249V252H84V250L86 251L85 256H86L87 251L91 252L90 250L84 249V247H80ZM25 249H24L25 252H23V251L22 252L26 253V255L28 254L27 257L29 258L30 254L28 253V251H26L27 249L26 250ZM29 249H31V247ZM9 250H10V248H9ZM36 250L38 251V249H36ZM51 250L50 251L47 250V251L51 253ZM63 250L67 251L65 249H62L61 251L63 252ZM93 250H95V249H93ZM11 251H12V249L10 250V254H8V252L6 251L8 256L14 254V253L11 254ZM19 251H17L18 254L16 256H18L20 254ZM31 251H32V249L30 250V252ZM33 251H35V249ZM59 251H60V249H59ZM70 251L68 250V253ZM97 251H96V254L94 253L96 256L98 255ZM38 252H40V251H38ZM42 252L44 254V251H42ZM48 252H46V254ZM52 252H53V250H52ZM54 252L52 254H54ZM62 252H60V254ZM78 252H79V250H78ZM82 252H80V253H82ZM92 252H94V251H92ZM3 253L4 252H2V255H3ZM68 253H67V255H64L66 253L63 254V256H66V259L62 256V258L67 260V261H68L67 257H69L68 255L70 254V253L69 254ZM80 253H78V255H80ZM35 254L33 255V252L31 253V255L34 256V258L32 257L33 259H35L37 256ZM52 254H49V255L51 256ZM83 254L84 253H82V255H81L82 257L84 256ZM21 255L22 256H20V258L24 257L23 254H21ZM45 255H44V259L45 258L47 259V257H46L47 255L46 256ZM78 255L76 253L73 256L76 258V256H78ZM90 255L89 256L87 255V256L90 257ZM99 255H101V254L99 253ZM5 256H7V255H5ZM87 256H86V258H87ZM92 256H93V254H92ZM103 256L101 255V257H103ZM1 257H4V255ZM11 257H9V259ZM13 257H15V255ZM27 257H25V258H27ZM40 257L41 256H39L38 260H40L42 258V257L41 258ZM59 257H61V256H59ZM74 257H73V259L71 257H69V259L70 260L72 259L71 261L74 262V260H75ZM106 257L107 258L103 257L100 259L99 256H97V258H99L103 262L105 259H108V264L109 263L110 264H125L123 256L106 254ZM5 258H7V257H5ZM37 258H36V261H38ZM50 258L52 259V257H50ZM53 258H55V257H53ZM97 258L95 257L93 260H95V259L97 260ZM22 259H24V258H22ZM46 259H45V261H41V262L42 263L46 262ZM56 259L55 260L58 263V257H56ZM63 259L62 260L59 259V261L61 260L64 263ZM77 259H78V257L75 260L76 262H78ZM0 260H1V263H3L2 259H0ZM15 260H17V259H15ZM78 260L80 263L81 260L80 259H78ZM90 260L92 261V259H90ZM100 260H98V261H100ZM47 261H49V258L47 259ZM67 261H65V262L68 263L69 261L68 262ZM82 261H84V260L82 259ZM87 261H88V259L85 262L86 264H87ZM6 262H7V260H6ZM6 262H5V264H6ZM29 262H30V260H29ZM33 262H34V260H33ZM73 262H71V263H73ZM95 262L97 263V261H95ZM95 262H93V264H95ZM105 262H107V261H105ZM7 263H10V262H7ZM25 263L27 264V262H25ZM52 263L56 264L54 262H52ZM52 263L50 261V264H52ZM12 264H16V263L12 262ZM73 264H77V263L74 262ZM97 264H100V263L98 262Z\"/></svg>",
	"mask_w": 264,
	"mask_h": 264
}]
</instances>
